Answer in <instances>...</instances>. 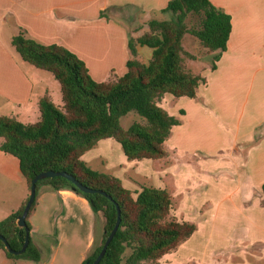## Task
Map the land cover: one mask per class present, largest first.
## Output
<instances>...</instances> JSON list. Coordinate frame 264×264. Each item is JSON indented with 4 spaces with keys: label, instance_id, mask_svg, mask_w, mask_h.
Segmentation results:
<instances>
[{
    "label": "crops",
    "instance_id": "0c3cea01",
    "mask_svg": "<svg viewBox=\"0 0 264 264\" xmlns=\"http://www.w3.org/2000/svg\"><path fill=\"white\" fill-rule=\"evenodd\" d=\"M170 1L0 0V95L12 105L11 112L1 116L31 124L39 120L38 103L44 96L55 105L63 104L59 83L52 79L54 77H48L21 60L11 45L14 36L24 32L26 37L41 44L62 46L85 63L94 81L106 82L126 73V62L130 58L129 38L140 36L146 31L149 20L156 19L158 14L164 15L160 12ZM209 2L231 18L226 51L221 53L215 70L210 69L213 54L208 53L210 65L198 72H190L205 79V83L199 85L195 98L167 99V95L164 96L170 107L164 109L180 124L171 129L164 143L165 157L155 161L168 156L178 160L179 180L185 179V185L191 186L192 193L201 186L209 189L217 186L219 189L223 183L218 184L222 180L211 173L218 172L222 163L214 158L228 155L229 163L235 157L233 150L238 144L242 146L258 141L243 156L247 161L242 159L241 163L248 166L244 181L232 185L234 188L228 192L223 189V199L218 204L219 197H210L207 193L200 205L208 202L213 206L210 221L216 222L223 215L221 203L229 200L230 209L239 216H245L246 222L262 223L263 226L264 208L255 194L260 193L263 197L264 0ZM137 54L138 59L146 63L152 50L137 46ZM259 130L260 136L257 134ZM111 150L116 154L119 152L120 158L127 162L111 139L99 142L82 159L87 164L95 155L111 157ZM113 158L117 160L118 156ZM153 161L137 162L134 174L141 182L152 177L162 183V178L174 173L171 167H158L156 172L159 162L151 166ZM113 175L121 180L115 173ZM22 184L20 193L8 207L9 212L1 215L0 221L16 212L26 201L29 191L26 181ZM147 187L165 189L164 185L150 184ZM196 196L191 197L193 201L190 203L195 204ZM98 215L75 192L43 187L39 189L35 206L27 219L31 226L29 235L40 252V260H11L0 249V264H81L93 249Z\"/></svg>",
    "mask_w": 264,
    "mask_h": 264
},
{
    "label": "trees",
    "instance_id": "16d2710c",
    "mask_svg": "<svg viewBox=\"0 0 264 264\" xmlns=\"http://www.w3.org/2000/svg\"><path fill=\"white\" fill-rule=\"evenodd\" d=\"M160 13L169 14L170 18L151 19L146 23V31L130 37L126 73L106 82L94 81L85 63L62 46L41 44L26 37L24 32L11 40L22 61L53 75L60 85L63 104L55 105L44 96L38 103L39 120L31 124L0 116V151L17 159L28 188L39 173L66 172L111 198L81 193L61 177L36 184L35 200L26 217L29 233L31 226L27 219L43 185L53 191L75 192L88 202L95 215L104 218L101 242L81 264H92L100 253L116 221L115 204L119 206L121 222L99 264H157L196 231L192 223L169 219L172 201L166 189L143 186L140 191L132 192L120 179L92 170L82 159L106 139L115 141L129 162L164 158V143L171 129L180 122L159 106L160 101L165 95L193 99L199 85L205 83L203 77L183 68L184 58L197 60L184 50L183 36L195 37L213 54L212 71L221 53L226 51L231 18L209 0H171ZM190 20H194L195 26H188ZM137 46L152 50L146 63L138 59ZM131 112L140 121L124 129L120 120ZM261 194L264 198V184ZM26 201L0 221V235L13 251L20 250L24 241V229L16 222ZM0 249L11 260H40V252L30 235L21 255L10 254L1 241Z\"/></svg>",
    "mask_w": 264,
    "mask_h": 264
},
{
    "label": "rangeland",
    "instance_id": "374dc122",
    "mask_svg": "<svg viewBox=\"0 0 264 264\" xmlns=\"http://www.w3.org/2000/svg\"><path fill=\"white\" fill-rule=\"evenodd\" d=\"M156 17L158 20H165L169 19L170 15L158 14ZM188 26H195L194 20L188 21ZM182 45L188 52L197 58V60L184 58L182 64L184 70L188 72H198V70L210 65L208 52L200 45L195 37L185 34L182 39ZM39 71L48 75V77H53L49 72L43 70ZM239 96L240 95H238L237 98H239ZM170 97L172 96H166L167 99H171ZM159 106L166 110L170 108L169 102L165 100V97L160 101ZM11 107L12 105L7 103L0 95V116L10 113L12 109ZM136 121H140L139 116L136 113L131 112L121 118L120 124L122 128L127 129ZM31 122H34V120L31 119ZM260 131L261 130H259V133L257 131L259 136L262 134ZM257 142L258 141H253L248 143L249 145L242 146L238 144L237 148L233 150V156L235 157L232 158L233 160L230 159L229 163H227L228 155L221 156L219 159L214 158V160H219L222 164L220 165L221 169H219L218 172L213 171L211 174L218 179L221 178L220 180L222 181L218 185L223 183L222 186L219 189L217 186L210 189L209 187L206 188L201 186L194 190L195 193H192L191 186L185 185V179L181 181L179 180V173L177 172L179 168L177 164L178 160L172 156H168L162 161H158L159 164L156 168V172L159 171L158 167L161 169H163V167H171V170L174 171L170 176L162 178V183H159L157 178L152 179V177L141 182V179L134 174L137 170L135 169V166H138L137 162L140 161L125 162L120 158L119 152H117V155L112 150L109 152L112 153L111 157L95 155L87 165L92 170L100 173H106L112 176H114L113 173H115L121 178L124 186L129 188L132 192L138 191L139 188L143 186H150V184L161 187L164 185V188L168 191L172 201L169 219H175L178 222L192 223L196 226V233L194 232L189 239L180 243L175 249L165 254L160 260H158L157 264H264V225L262 226V223L254 222V224H251L246 222L247 219L245 216H239L230 209L231 202L229 200L221 203V206H223V215H220L216 222L210 221L212 220L210 218V209L213 206L208 202L200 205L201 200L205 198L204 195H207V193L210 197H219V200L216 201L218 204V202L223 199L221 197V191H223V189H226L228 192L230 188H234L232 185L244 181L245 174L248 173V166L241 162L242 159L247 161V159L243 157L246 150L249 147L251 148L255 146ZM227 144H229V141L225 146H227ZM117 146L122 154L120 146L118 144ZM116 156H118L117 160L113 158ZM155 162L156 161L154 160V164L151 163V166L158 163ZM190 168L194 169V165L190 164ZM226 175L231 178H226ZM189 181L190 180L188 179V182ZM22 183H25V179L19 172L17 159L0 151V216L9 212L8 207L12 204L18 193H20L23 185ZM182 183L183 187H181ZM43 187L49 186L43 185L39 189ZM185 188L188 190L184 192L182 189ZM195 194L197 195L195 198V204H192L190 203V201H193L191 197ZM255 198L261 200L260 204L264 208V198L260 193L255 194ZM243 206L246 205L244 204ZM226 213L228 215H224ZM103 225L104 218L99 214L96 219V236L93 248L97 247L101 242Z\"/></svg>",
    "mask_w": 264,
    "mask_h": 264
},
{
    "label": "water",
    "instance_id": "95a60500",
    "mask_svg": "<svg viewBox=\"0 0 264 264\" xmlns=\"http://www.w3.org/2000/svg\"><path fill=\"white\" fill-rule=\"evenodd\" d=\"M56 177H61L63 179H66L68 182H70L74 186V189H77L81 193H84V194H100L103 197H106L107 199L111 200V198L105 192H103L101 190H95V189L89 188V187L81 184L75 177H73L72 175H70L66 172L46 171V172H42V173L37 174L30 182L29 195H28L26 204L24 206L22 214L17 218V222H16V225L19 228L24 229V233H25V237H24V241H23V244L21 246V249L18 251L11 250L9 248L7 240L2 235H0V241L3 243L5 249H7L10 254L16 255V256L21 255L26 250V248L28 246L29 230L26 227V217L29 213L31 205L33 204V202L35 200L37 182L44 180V179H52V178H56ZM115 207H116L117 214H116V221H115L114 227L112 228L111 232L109 233L108 237L106 238L100 253L98 254V256L96 257V259L93 261L92 264H99L100 263L101 259L103 258L104 254L106 252L108 245L110 244L111 240L113 239L114 235L116 234V232L119 228V225L121 222L120 209H119V206L117 204H115Z\"/></svg>",
    "mask_w": 264,
    "mask_h": 264
}]
</instances>
